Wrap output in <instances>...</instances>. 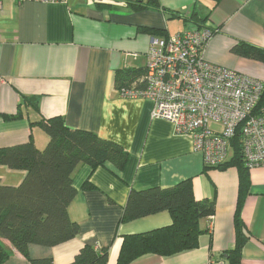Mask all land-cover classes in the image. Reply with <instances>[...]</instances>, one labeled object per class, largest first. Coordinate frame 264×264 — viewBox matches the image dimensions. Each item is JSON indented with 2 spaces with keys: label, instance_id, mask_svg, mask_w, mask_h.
Here are the masks:
<instances>
[{
  "label": "crops",
  "instance_id": "crops-1",
  "mask_svg": "<svg viewBox=\"0 0 264 264\" xmlns=\"http://www.w3.org/2000/svg\"><path fill=\"white\" fill-rule=\"evenodd\" d=\"M129 1L105 0L110 4L106 6L97 0L3 1L0 147L33 139L41 149L49 137L32 123L60 116L69 127L95 133L128 152L121 171L111 163L78 168L77 195L68 213L79 225V234L53 248L30 245L29 257L69 264L88 244L107 248L108 264H118L125 236L172 224L168 211L120 223L131 190L168 189L191 179L197 200L215 202L212 221L200 222L204 233L198 247L171 256L147 254L130 264H229L237 244L235 214L241 194L237 167H207L190 138L175 134L171 123L152 118L151 100L122 97L115 76L118 70L145 68L154 38L188 30L187 25L197 28L186 21L196 13L205 19L202 26L216 31L207 44L206 59L264 81L263 63L232 51L241 42L264 47V0H158V8L141 11ZM29 97L38 98L37 108L26 102ZM232 157L231 151L227 161ZM17 173L14 177L22 181L25 173ZM249 175L250 190L242 209L247 237L240 264H264V167L249 170ZM0 179L9 185L1 173ZM4 264L31 262L15 253Z\"/></svg>",
  "mask_w": 264,
  "mask_h": 264
},
{
  "label": "trees",
  "instance_id": "trees-1",
  "mask_svg": "<svg viewBox=\"0 0 264 264\" xmlns=\"http://www.w3.org/2000/svg\"><path fill=\"white\" fill-rule=\"evenodd\" d=\"M218 3L220 0H214ZM135 11L159 7L158 0H130ZM98 5H110L97 0ZM195 22L202 28L204 18L193 13L186 21ZM162 34V31H154ZM164 34V33H163ZM165 37L167 35H164ZM239 57L252 59L264 65V47L259 48L241 42L233 47ZM146 69L118 70L115 88L137 90L146 87ZM264 82V81H263ZM37 108V97L25 98ZM264 110V93L259 103ZM15 117H17L15 115ZM12 119L13 117H7ZM39 125L49 142L39 149L34 140L14 146L0 147V167L25 173L18 185L3 184L0 179V264L15 253L29 258L31 264H54L47 259H30L29 246L53 248L73 240L79 234V225L69 217L68 208L77 195L74 186L75 173L80 166L93 169L111 163L120 171L127 164L128 152L118 143L101 138L95 133L71 128L63 117L41 119ZM233 157L217 169L228 164L237 167L240 175V199L235 214L237 244L232 250L229 264H240L247 227L242 209L245 195L250 190L249 169L245 166L241 135L231 144ZM163 211L172 216V224L141 234L124 237L118 264H130L147 254L171 256L198 247L203 219L212 221L215 213L213 200H197L191 179L168 189L153 187L142 191L132 189L120 223L141 219ZM107 248L97 249L86 244L69 264H108Z\"/></svg>",
  "mask_w": 264,
  "mask_h": 264
},
{
  "label": "built area",
  "instance_id": "built-area-1",
  "mask_svg": "<svg viewBox=\"0 0 264 264\" xmlns=\"http://www.w3.org/2000/svg\"><path fill=\"white\" fill-rule=\"evenodd\" d=\"M215 32L202 27L154 38L146 54L145 89L119 94L151 100L152 118L171 123L175 134L190 138L207 167L227 162L239 134L245 166L264 167V110L259 109L264 82L206 59Z\"/></svg>",
  "mask_w": 264,
  "mask_h": 264
},
{
  "label": "rangeland",
  "instance_id": "rangeland-1",
  "mask_svg": "<svg viewBox=\"0 0 264 264\" xmlns=\"http://www.w3.org/2000/svg\"><path fill=\"white\" fill-rule=\"evenodd\" d=\"M195 26H193V25H187V29H189V28H194ZM45 147L46 146H43L41 149H45ZM9 170V172H13V176H11L10 174H9V176H7L6 174H5V171H6V168L5 167H0V173L2 174V176L6 179V181L7 182H9V185H18L19 183H20V181L21 180H19V176L17 177H14L15 176V174H19V173H17V171H10V169H8ZM6 172H8V171H6Z\"/></svg>",
  "mask_w": 264,
  "mask_h": 264
}]
</instances>
